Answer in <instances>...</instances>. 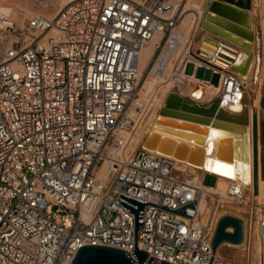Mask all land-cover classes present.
I'll list each match as a JSON object with an SVG mask.
<instances>
[{
  "label": "built area",
  "instance_id": "built-area-1",
  "mask_svg": "<svg viewBox=\"0 0 264 264\" xmlns=\"http://www.w3.org/2000/svg\"><path fill=\"white\" fill-rule=\"evenodd\" d=\"M178 7L172 0H70L51 17L33 13L18 25L13 7L0 2V264H70L85 244L134 259L133 217L115 202L118 194L168 210L191 203L193 210L183 209L190 219L145 204L135 247L146 259L208 263L213 225L196 204L216 180L203 184L211 174L203 171L194 181L185 162L141 146L150 102L130 122L121 118L147 75L157 85L153 96L166 83L186 96L197 84L213 85L205 106L245 96L247 79L214 60L223 44L205 58L202 31L180 35ZM155 37L139 75V54ZM198 67L211 80L195 77ZM223 195L248 210L240 245L242 264H252L253 241L264 240V203L245 198L237 178L225 180Z\"/></svg>",
  "mask_w": 264,
  "mask_h": 264
},
{
  "label": "water",
  "instance_id": "water-1",
  "mask_svg": "<svg viewBox=\"0 0 264 264\" xmlns=\"http://www.w3.org/2000/svg\"><path fill=\"white\" fill-rule=\"evenodd\" d=\"M249 10V5L243 3V0H204L202 6V13L200 17V28L203 31H208L217 37H221L233 43H237L240 48L245 49L249 46L252 40V33L250 31V21L241 19L239 12ZM248 13H246L247 15ZM216 17L222 18L226 24L221 23ZM230 36H233L230 37ZM257 58V57H256ZM229 70L243 77L246 72V66H241L234 59L229 64ZM254 116L251 115V184L253 193L256 192V176H255V131H254ZM169 124L174 125L171 128ZM248 124V110L247 100L243 99V104L238 111H226L219 106V100L213 99L208 105H196L188 101L186 98L180 97L174 92H169L163 102V106L158 111V115L154 120L152 128L160 131L174 133L186 140H191L193 145L201 148L196 144L203 135L188 131L187 129H198L203 131L207 126L210 129L219 131L221 133H232V141L230 143L229 137L219 138L215 142V151L213 159H205L208 165L213 164V160H217L220 171L224 175H231V171L225 162L234 161V166L237 163H244L247 161L246 155V136ZM184 128V129H181ZM152 134V135H151ZM192 145V146H193ZM141 146L148 150H156L157 152L172 156L174 159L182 161L185 156L186 145L182 143L181 149H176L171 153L170 147L158 145L155 148V133L149 131ZM230 147V148H229ZM192 148V147H191ZM171 153V154H170ZM202 150L194 153L190 157V152L187 157V163L198 165L201 161ZM206 164V163H205ZM212 166V165H211ZM224 166V167H223ZM226 166V167H225ZM212 169V167H211ZM212 175L218 176L214 172H209ZM227 173V174H225ZM237 178L236 172L234 177ZM115 202L120 205L126 212L133 217V247L130 250V255L134 257L131 259L128 252L101 245H81L76 251L70 264H171L166 261H161L153 257L146 259L147 253L143 250H136L135 247V230L141 228L142 217L141 212L145 204L189 218L191 216L184 215L183 209L187 208L193 210L191 203L184 205L175 210H168L166 207H159L150 203L143 204L141 201L118 194ZM243 240V221L239 217L229 214L220 215L213 226L209 246L211 254L207 264L211 262V256L215 249L220 244L240 245Z\"/></svg>",
  "mask_w": 264,
  "mask_h": 264
},
{
  "label": "bare ground",
  "instance_id": "bare-ground-1",
  "mask_svg": "<svg viewBox=\"0 0 264 264\" xmlns=\"http://www.w3.org/2000/svg\"><path fill=\"white\" fill-rule=\"evenodd\" d=\"M15 1L18 2L19 0H15ZM25 1H28V0H25ZM47 1L48 2L52 1V3H51L52 5L55 3L51 8L56 9L58 5L64 4L67 0H47ZM180 2L183 3V5H182L183 11L181 12V22L178 26V31L180 32V35H182V37H186L187 35H195L196 36L197 32L199 33L200 30L202 31L201 32L202 38L198 39V46L200 49L199 53L202 54V57L208 58V55H210L214 52V48H210L208 45L212 41L214 43H221L224 45V46H222L223 48L220 47V49L216 53V57L214 59L218 65H221V66L228 65L234 59L237 63H240L241 66H243V65L246 66L247 70H246L243 77L245 79H247L249 84H248V89L246 91L245 96L242 97V99H240L239 102H235V103L230 102V101L224 102L221 104L220 107L223 109H226V111H229V112L238 111L241 108V105L243 104V99L245 98L247 100V110H248V124H247V131H246L247 132V136H246V140H247V144H246L247 161L244 163H237L235 166H234L233 160L225 162V165H227V167H229V169L231 171V175H229V176L224 175L222 173H219L220 171H218V170H220L219 167H221V166L218 165L217 160H213L214 162H212L213 163V164H211L212 166L208 165V163L204 161L205 159H208V158H210V159L214 158L213 153L215 151L216 140L219 138H223V137H229V141L231 143L232 133H221L219 131L210 129L209 126H207L203 131H200L198 129H196V130L195 129H187L188 131L194 132L196 134L201 133L199 135H203L202 137H200V141L198 140V142H196V144H199V146L201 147V148H198V146L192 144V141L190 139L186 140L183 137H179L177 135H174V133L164 132V131H160L156 128H152V125L154 124V120H155L156 116L158 115V111L163 106L164 100L162 102L156 101V102H154V104L149 106V107H151L150 109L152 111L149 114V117L145 121H143L144 122L143 125L142 126L139 125V130L142 131L141 132V134H142L141 140H143L145 135L149 131H151V132L155 133V148L158 145L170 147L171 153H173V151L175 149H176V151L180 150L181 149L180 145H182V143L185 144L186 145V151H185V156L182 159V161L185 162L186 164H188V166H190L192 168L193 174H194V176H193L194 181L196 179L195 177L201 176L203 171L214 172L218 175L215 187H213L212 189H207L206 192L200 193V195L197 198V204H196V207H197V210H198V213L200 215L201 220L208 219V220H210V222L213 225L212 217L214 215H213L212 202H214L216 204L217 201H219V200L222 201L225 199L223 193H222L221 197L217 196L219 194L218 190L220 187H222L224 189L225 180L233 178L235 172H236V176L238 177V179L243 183L244 195H245V190H252V197H253V188H252V184H251V114H250V107H249L248 101L252 97L254 99L256 98L257 91L259 88V80H257V83L254 84L252 79H251V74H252L254 68H255V74H254L255 76L254 77H256V74L259 72V61L256 58L257 55H255L254 35H253V28H252L251 24H250V31L252 33V40L250 42H248L249 43L248 47H246L245 49H242V48H240V46L237 43H233L232 41L230 42V41L223 39L221 37H217L208 31H203V29L200 28V17H201V13H202V8L200 9L199 7H196V8L193 7L191 5V2H194V1H192V0H172L173 4H179L180 5ZM18 4L20 6V3H17V5ZM45 4H47V2ZM16 8H19V7H16ZM21 8H22V6H21ZM27 9H28V7L22 8V9L19 8V10H17V11H19V13H18L19 24L21 23V21H23L24 19H26L27 17H29L31 14L34 13V12L30 11V9H28L29 11ZM12 11H13L12 12L13 13V16H12L13 20L17 24V21H15V17H17V16H16V12L14 11V8ZM187 12H188V14L185 15ZM194 14H195V17L192 21ZM46 16H48V15H46ZM216 19L218 21H220L221 23H223L221 20H224V19L219 18V17H216ZM191 22H192L193 27L191 28V32L189 34V28L191 27L190 26ZM223 24H226V23L224 22ZM198 29H200V30H198ZM230 37L233 38V36H230ZM156 40H157V37L151 39L142 48V50L139 54V58H138L139 75H140L142 69L145 67V65H146V63H147V61H148V59L152 53L153 43ZM143 78H144V80L141 79V81H140L141 84L139 86L138 91L140 92V91L144 90V92H146L149 95L154 94V89L157 86V85H155V81L152 78H150L149 75H147L146 77H143ZM169 87H171V83H166V84L158 87V89H157L158 94H161L162 97H164V95H165V97H166V95H167L166 90ZM213 87H214L213 85L203 87L202 85L197 84L195 86V89L191 92L190 96H186V94H184L182 92H177L175 94L179 95L180 97L186 98L188 101H190L193 104L200 106L205 101L210 99V97L213 93ZM142 96H144V95H142ZM151 101L152 100H148L146 102V101H142V99L139 97L135 98L131 102V105L129 107V111L137 109L139 106L143 105V103H145V102H146L145 104H148V102H151ZM194 101L197 103H195ZM203 106H205V105H203ZM131 114L132 113H130L129 115H131ZM128 117H130V116H128ZM131 118H132V116H131ZM169 126H171V128H174L173 127L174 125H172V124L171 125L169 124ZM181 129H184V128H181ZM172 136H174L176 138H174ZM135 137L136 136L134 135L133 139ZM177 138H180L182 140L177 139ZM135 143H136V141H135ZM128 146L132 149L134 147V140H132L130 142V145H128ZM199 149L202 150L200 163L198 165H193L191 163H187L186 160H187V157L189 155V152H190V157H191L194 155V153L198 152ZM181 167H183V166L180 164H176L175 169L177 171H181ZM211 167H212V169H211ZM216 169H218V170H216ZM179 174L182 177H185V178L187 177V174H183V173H179ZM262 184L263 183L261 181L257 180L256 192L254 193V195H256L255 200H258L256 198L260 197V195H261L260 189H262L261 188ZM213 193L217 194L216 196H213V197H215L214 200H212V199L208 200V198L206 196H208L209 194H213ZM215 204H213V205L215 206ZM214 209H215V207H214ZM254 241L257 242V250L255 251L256 252L255 255L257 256V262H258V263L256 262L255 264H264V248H263L264 247L263 246L264 240H261L260 238H255ZM225 244H228L229 246L236 247V248L241 246V245H233V244H229V243H225ZM222 245H223V243L220 244L219 246H217V248L215 249V251L213 253V259H212L210 264H220L219 260L223 259V257H221ZM250 258H251V256H250ZM252 264H254V262Z\"/></svg>",
  "mask_w": 264,
  "mask_h": 264
},
{
  "label": "rangeland",
  "instance_id": "rangeland-1",
  "mask_svg": "<svg viewBox=\"0 0 264 264\" xmlns=\"http://www.w3.org/2000/svg\"><path fill=\"white\" fill-rule=\"evenodd\" d=\"M19 1L17 2L15 0H5V1L4 0L3 1L0 0L1 3L5 2V3L11 4L13 6L14 11L16 12V16H17V17H15V21H17V24H19V22H18V20H19L18 19L19 18V16H18L19 11H17V10H19V8L22 9V8H27L28 7V9H30V11H32L34 13H38V14H41L43 16L45 15V17H51V15L61 6V4H60V5L57 6L56 9H52L51 7L55 3L52 5L51 4L52 1H49L50 2L49 3L47 0H28V1L21 0L20 2ZM67 1H70V0H67ZM192 1H194V2H191V5L193 7H195V8L199 7L200 9L202 8L204 0H192ZM46 2H47V4H45ZM17 3H20V6H19V4L17 5ZM182 5H183V3L180 2V5L178 7L179 9H181V12L183 11L182 10V8H183ZM21 6H22V8H21ZM16 7H19V8H16ZM187 14H188V12L185 15H187ZM46 15H48V16H46ZM194 17H195V14H194V16L192 18V21H193ZM190 26L191 27L189 28V34L191 32V28L193 27L192 22H191ZM198 30H200V29H198ZM192 72H193L192 64L191 63H186L185 67H184V73L191 74ZM254 74H255V68L253 69V72L251 74V79H252L254 84L257 83V80H259V87H260L261 80H262V72L259 69V72L256 74V77H254L255 76ZM193 75L195 77L199 78V79L211 80V78H212L210 70L209 69H205L203 67L196 68ZM142 80H144V78H142ZM138 86H139V84H138ZM174 89L175 88H172V86L167 88L166 94H168L169 92H172V91L174 92L175 91ZM177 92L178 91H175L174 93H177ZM141 94L144 95V96H142ZM257 95H258V91H257ZM257 95H256V97H257ZM138 97L141 98L142 101H146V102L148 100H152L150 102L149 106L154 104V102H156V101L162 102L165 99V95H164V97H162L161 94H157V96H153V94L149 95L146 92H144V90H142L140 92L138 91L137 95L132 100H134L135 98H138ZM251 99L253 100L254 98L252 97ZM132 100H131V102H132ZM254 100H253V105H256V104H254V102H255ZM131 102L129 103L128 107L126 108V110H125V112L123 114V116L121 117L122 121L125 119L124 121H126V123L130 122L133 119V116H135L134 114L136 112V109H134L132 111H129V107L131 105ZM195 103H197V102H195ZM129 112L132 113V114L129 115L130 114ZM128 116H130V117H128ZM131 116H132V118H131ZM198 134H201V133H198ZM135 136H136L135 138H138V139H136V140L134 139V146L136 144L135 141L137 142L139 140L140 135L135 134ZM172 137H174V136H172ZM174 138H176V137H174ZM177 139H180V138H177ZM180 140H182V139H180ZM215 180L217 182V179H216V177L214 175L206 173L204 175L203 179H202V182H203V184L210 186V185L214 184ZM261 188H262V189H260L261 190V195H260V197L256 198L258 200H255L256 195H254V193H253L254 201L257 204L264 203V184H262ZM218 193H219L218 195L213 193V194H209L206 197L208 198V200L209 199L214 200L215 197H213V196H216V195L221 197L222 193H223V188L222 187L219 188ZM244 196H245V198H247V197L251 198L252 197L251 196V190H245V195ZM213 204H215V203L212 202L213 215H214L212 217L213 225H214L216 219L222 214H229V215H232V216H235V217H239V218L242 219V218H244V216L246 215V213L248 211L245 206L238 205V204H236L234 202L229 201V199H226V198L224 200H222V201L221 200L217 201L215 206ZM259 206L260 205L256 206V209H255L256 211H258V207ZM214 207H215L216 210L214 209ZM257 214H258V212H257ZM253 242H254L253 243V248H252V251H251V262L252 263L254 262V264H255L257 262V256L255 255V253H256L255 251L257 250V242H255V241H253ZM221 253H222L221 257H223V259L219 260L220 264H242L243 260H244V257H245L244 256L243 246H239V247L236 248V247L229 246L228 244H223L222 247H221Z\"/></svg>",
  "mask_w": 264,
  "mask_h": 264
},
{
  "label": "crops",
  "instance_id": "crops-1",
  "mask_svg": "<svg viewBox=\"0 0 264 264\" xmlns=\"http://www.w3.org/2000/svg\"><path fill=\"white\" fill-rule=\"evenodd\" d=\"M243 3L249 5V10H243L248 14L239 12V17L246 19L247 16V20L252 25L255 55L262 72L261 84L254 102L256 105H253L252 99L250 101H252V115L255 118V176L256 180L264 184V0H243ZM221 21L226 23L224 20ZM208 45L210 48L216 47L212 41Z\"/></svg>",
  "mask_w": 264,
  "mask_h": 264
},
{
  "label": "snow or ice",
  "instance_id": "snow-or-ice-1",
  "mask_svg": "<svg viewBox=\"0 0 264 264\" xmlns=\"http://www.w3.org/2000/svg\"><path fill=\"white\" fill-rule=\"evenodd\" d=\"M226 167V166H225ZM225 174H227V173H225Z\"/></svg>",
  "mask_w": 264,
  "mask_h": 264
}]
</instances>
